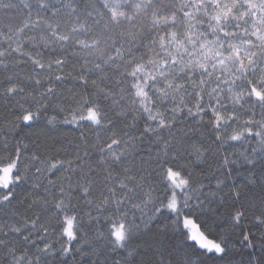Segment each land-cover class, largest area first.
Instances as JSON below:
<instances>
[{
  "label": "snow or ice",
  "instance_id": "obj_1",
  "mask_svg": "<svg viewBox=\"0 0 264 264\" xmlns=\"http://www.w3.org/2000/svg\"><path fill=\"white\" fill-rule=\"evenodd\" d=\"M0 9V264H264V0Z\"/></svg>",
  "mask_w": 264,
  "mask_h": 264
},
{
  "label": "trees",
  "instance_id": "obj_2",
  "mask_svg": "<svg viewBox=\"0 0 264 264\" xmlns=\"http://www.w3.org/2000/svg\"><path fill=\"white\" fill-rule=\"evenodd\" d=\"M13 3H16L20 6L21 9H23V3H24V0H12ZM29 3L31 4H35V0H28ZM10 14L9 13H6L4 10L0 9V26H3L4 24H6L8 22V16ZM12 16H16V13L13 12L11 13ZM14 23H18V20H14L13 21ZM63 131L69 133V136L70 138L74 137V136H78V132H76L74 129L71 128V126H63ZM5 134H7L5 132ZM9 139H11V137H9ZM27 143V141H25ZM30 185L28 184H25L22 186V190H27V188L29 187ZM146 211V210H145ZM139 212L137 211L136 212V215L139 216ZM52 239H58V237H52ZM86 252L89 250L88 249V246L86 245L85 246V249H84ZM121 254L123 255V252H121ZM68 261H71V257H67L66 258ZM95 259L94 257H89V256H85L83 258V260L81 261V264H90V260H93ZM100 259H103V256L100 257Z\"/></svg>",
  "mask_w": 264,
  "mask_h": 264
}]
</instances>
